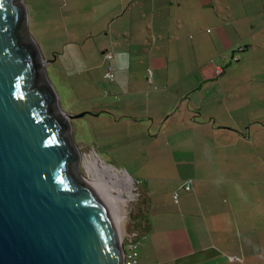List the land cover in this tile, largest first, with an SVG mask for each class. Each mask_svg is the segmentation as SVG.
<instances>
[{
	"label": "crops",
	"instance_id": "0c3cea01",
	"mask_svg": "<svg viewBox=\"0 0 264 264\" xmlns=\"http://www.w3.org/2000/svg\"><path fill=\"white\" fill-rule=\"evenodd\" d=\"M73 2L110 19L114 92L132 125L151 124L143 138L156 150L132 157L148 175L151 252L166 264H264V0Z\"/></svg>",
	"mask_w": 264,
	"mask_h": 264
},
{
	"label": "water",
	"instance_id": "95a60500",
	"mask_svg": "<svg viewBox=\"0 0 264 264\" xmlns=\"http://www.w3.org/2000/svg\"><path fill=\"white\" fill-rule=\"evenodd\" d=\"M23 2L0 0V264H123Z\"/></svg>",
	"mask_w": 264,
	"mask_h": 264
},
{
	"label": "rangeland",
	"instance_id": "374dc122",
	"mask_svg": "<svg viewBox=\"0 0 264 264\" xmlns=\"http://www.w3.org/2000/svg\"><path fill=\"white\" fill-rule=\"evenodd\" d=\"M23 1L27 10L28 33L37 43L43 59L50 61L45 71L62 110L68 115H82L74 118L70 124L72 140L80 152L78 171L84 179H89L84 165L90 158H97L118 175L127 176L133 182L134 198L123 206L124 216L120 225L124 258L128 253L130 240L136 236L139 241L136 248L137 264H166L169 260L166 253L162 249L156 254L152 253L145 240L151 215L150 200L146 193V184H149V180L146 178L148 175L138 172L132 162L135 155L136 163L146 158L150 160L148 155L156 150V145L144 141L143 138L151 124L132 125L131 120L127 118L130 114L128 111L132 109H126L125 102H123L125 105L119 104L124 94L114 92L118 80L113 69L116 60L115 49L110 47L104 52L105 47H109L107 41L112 36L101 34L107 32L110 19L105 20L104 11L102 12L97 5L92 7V3L88 2ZM93 13L95 17H92ZM106 53L111 54L109 61L104 59ZM125 57L127 58L126 55ZM137 61H141V57H138ZM106 72L111 73L112 80L105 78ZM124 72L126 80L135 79L132 72ZM146 72L149 78L148 86L158 91L159 88L150 74L152 69L147 68ZM137 73L140 82L142 78L140 72ZM138 103L139 100H133L128 104L134 106ZM145 105H139L143 109L141 113L145 112L143 108ZM118 106L122 108L125 117L118 118L112 114L111 111L117 110ZM155 113L158 115L159 112Z\"/></svg>",
	"mask_w": 264,
	"mask_h": 264
},
{
	"label": "bare ground",
	"instance_id": "6f19581e",
	"mask_svg": "<svg viewBox=\"0 0 264 264\" xmlns=\"http://www.w3.org/2000/svg\"><path fill=\"white\" fill-rule=\"evenodd\" d=\"M79 160L81 161V158ZM84 166L89 176V179L86 178L85 180L88 186L101 198L110 213L117 229L118 241L122 243L120 225L124 216L123 206H126L128 201L134 198L133 182L127 176L118 175L117 172L108 165L101 163L97 158H90Z\"/></svg>",
	"mask_w": 264,
	"mask_h": 264
},
{
	"label": "built area",
	"instance_id": "2783aa9c",
	"mask_svg": "<svg viewBox=\"0 0 264 264\" xmlns=\"http://www.w3.org/2000/svg\"><path fill=\"white\" fill-rule=\"evenodd\" d=\"M263 21H264V19H263ZM104 59L106 61H109L111 59V54L110 53H106L105 56H104ZM107 71H109V70H107ZM105 78L112 80L113 76L111 75L110 72H106L105 73ZM184 190L185 191H189L190 188L189 187H184ZM174 200H175V202H177V195L176 194H174ZM137 238L138 237L134 236V238L130 240L129 246H128V249H127L128 253L125 255L123 264H137L136 263V261H137L136 260V258H137L136 248L139 245V241H137ZM233 261L242 263L240 258H233Z\"/></svg>",
	"mask_w": 264,
	"mask_h": 264
}]
</instances>
